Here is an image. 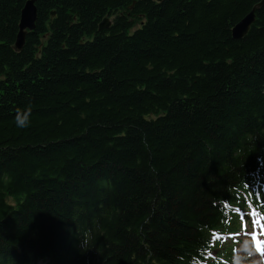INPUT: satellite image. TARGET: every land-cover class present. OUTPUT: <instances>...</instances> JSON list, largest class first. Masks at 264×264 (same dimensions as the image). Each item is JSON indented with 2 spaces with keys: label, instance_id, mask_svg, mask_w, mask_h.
Returning a JSON list of instances; mask_svg holds the SVG:
<instances>
[{
  "label": "trees",
  "instance_id": "16d2710c",
  "mask_svg": "<svg viewBox=\"0 0 264 264\" xmlns=\"http://www.w3.org/2000/svg\"><path fill=\"white\" fill-rule=\"evenodd\" d=\"M29 1L0 0V264L203 263L264 182L263 0H39L18 51Z\"/></svg>",
  "mask_w": 264,
  "mask_h": 264
},
{
  "label": "water",
  "instance_id": "95a60500",
  "mask_svg": "<svg viewBox=\"0 0 264 264\" xmlns=\"http://www.w3.org/2000/svg\"><path fill=\"white\" fill-rule=\"evenodd\" d=\"M39 0H30L25 8L23 9L22 12V17H21V24H20V33L17 38V43H16V49L17 50H22L25 44V37L26 33L25 31L27 29L33 30L35 28V23L37 21V10L35 7V4ZM264 6V0L259 4L258 8H261ZM257 8H254L253 11L246 16L239 24L235 26L233 29V37L235 39H242L244 38L249 30L252 24L255 21V12ZM109 27V23L107 21L103 22L101 25V29H105Z\"/></svg>",
  "mask_w": 264,
  "mask_h": 264
},
{
  "label": "rangeland",
  "instance_id": "374dc122",
  "mask_svg": "<svg viewBox=\"0 0 264 264\" xmlns=\"http://www.w3.org/2000/svg\"><path fill=\"white\" fill-rule=\"evenodd\" d=\"M252 212H253V210L250 212V214ZM248 224H250L249 221H248ZM228 243H229V241H228ZM244 245H245V243L243 244V246ZM236 248H237L236 252L233 255V258H234L236 264H260L258 261V257L254 256L253 253L249 251L247 244L245 246V251H243L242 254H240V249L238 250V245Z\"/></svg>",
  "mask_w": 264,
  "mask_h": 264
},
{
  "label": "clouds",
  "instance_id": "9594fccd",
  "mask_svg": "<svg viewBox=\"0 0 264 264\" xmlns=\"http://www.w3.org/2000/svg\"><path fill=\"white\" fill-rule=\"evenodd\" d=\"M30 123H31L30 111L22 112V113L17 115V117H16L17 127L26 128L30 125Z\"/></svg>",
  "mask_w": 264,
  "mask_h": 264
},
{
  "label": "snow or ice",
  "instance_id": "6c2138e0",
  "mask_svg": "<svg viewBox=\"0 0 264 264\" xmlns=\"http://www.w3.org/2000/svg\"><path fill=\"white\" fill-rule=\"evenodd\" d=\"M251 202H249V204H250ZM253 215H256V211H255V209H253V213H252ZM260 251L262 252V253H264V248H261L260 249Z\"/></svg>",
  "mask_w": 264,
  "mask_h": 264
}]
</instances>
